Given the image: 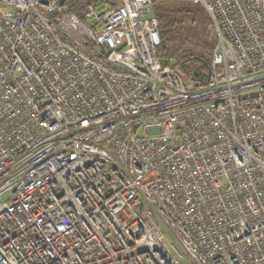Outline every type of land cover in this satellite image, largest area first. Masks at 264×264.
<instances>
[{"label":"built area","instance_id":"built-area-1","mask_svg":"<svg viewBox=\"0 0 264 264\" xmlns=\"http://www.w3.org/2000/svg\"><path fill=\"white\" fill-rule=\"evenodd\" d=\"M187 1L206 83L152 0H0V264H264V0Z\"/></svg>","mask_w":264,"mask_h":264},{"label":"trees","instance_id":"trees-1","mask_svg":"<svg viewBox=\"0 0 264 264\" xmlns=\"http://www.w3.org/2000/svg\"><path fill=\"white\" fill-rule=\"evenodd\" d=\"M158 4V0H153L161 35L158 58L164 66L181 68L185 79L206 83L217 44L210 16L201 5L191 2L173 8H162Z\"/></svg>","mask_w":264,"mask_h":264},{"label":"rangeland","instance_id":"rangeland-1","mask_svg":"<svg viewBox=\"0 0 264 264\" xmlns=\"http://www.w3.org/2000/svg\"><path fill=\"white\" fill-rule=\"evenodd\" d=\"M152 2H153V0H152ZM187 2H188L187 0H158V3H159L158 6H160L162 8H173V7L180 5L181 3H187ZM153 7H154V5H153ZM176 70L181 75V77L183 79H185L184 78V76H185L184 71L181 68H178ZM163 231L165 234L167 244L170 246H176L177 245L176 240H175L174 236L170 233L168 228L163 227Z\"/></svg>","mask_w":264,"mask_h":264}]
</instances>
